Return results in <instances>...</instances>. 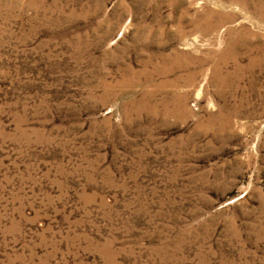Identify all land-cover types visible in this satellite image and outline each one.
<instances>
[{
  "label": "rangeland",
  "instance_id": "374dc122",
  "mask_svg": "<svg viewBox=\"0 0 264 264\" xmlns=\"http://www.w3.org/2000/svg\"><path fill=\"white\" fill-rule=\"evenodd\" d=\"M0 264H264V0H0Z\"/></svg>",
  "mask_w": 264,
  "mask_h": 264
}]
</instances>
